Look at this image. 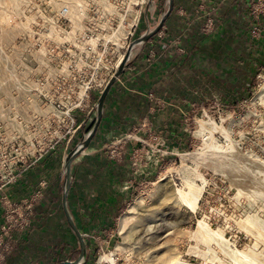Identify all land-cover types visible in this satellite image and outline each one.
<instances>
[{
  "label": "rangeland",
  "instance_id": "1",
  "mask_svg": "<svg viewBox=\"0 0 264 264\" xmlns=\"http://www.w3.org/2000/svg\"><path fill=\"white\" fill-rule=\"evenodd\" d=\"M147 5L153 29L166 0H0V203L5 217L16 208L4 189L16 183L20 170L43 158L51 143L61 142L56 136L65 130L55 116L75 102L67 91L76 92L86 81L77 75L83 60L101 54L102 59L122 58L146 29ZM245 9L243 57L227 59L213 76H206L195 60L197 94L190 110L181 113L185 142L178 149H161L157 173L128 203L133 210L125 224L119 218L128 205L110 229V239L86 241L84 264H112L103 260L108 255L115 264H264V0H250ZM136 18L137 29H131ZM110 36L120 37L122 44L103 48L100 43ZM228 94H239L236 106L225 103ZM200 118L205 129L198 134ZM186 182L201 192L194 210L172 199V191L184 189ZM144 190L151 196L140 204L136 199ZM199 223L206 224L202 232ZM73 252L60 262L75 260Z\"/></svg>",
  "mask_w": 264,
  "mask_h": 264
},
{
  "label": "crops",
  "instance_id": "2",
  "mask_svg": "<svg viewBox=\"0 0 264 264\" xmlns=\"http://www.w3.org/2000/svg\"><path fill=\"white\" fill-rule=\"evenodd\" d=\"M249 1L174 0L161 33L132 51L126 69L106 97L95 136L71 165L67 206L85 241L110 239L114 234L110 229L122 210L157 173L163 159L161 149H178L185 142L181 113L190 110L197 94L192 85L196 73L193 59L212 56L204 52L199 57L195 50L198 43L203 44L195 38L205 33V14L199 5L208 11L216 6L214 21L234 17L238 31V26L242 30L247 24ZM150 19L154 17L150 15ZM239 42L232 52L223 53L222 59H231L233 54L234 59H241L245 43ZM99 93L90 92L92 106ZM72 116L81 128L55 151L20 170L16 183L4 189L15 203L44 183L42 197L33 206L31 226L24 233L11 235L12 249L2 264H51L76 248L61 208L62 166L65 155L87 133L95 112L74 110ZM115 144H121L122 151L112 159L107 151ZM3 219L0 203V226Z\"/></svg>",
  "mask_w": 264,
  "mask_h": 264
},
{
  "label": "built area",
  "instance_id": "3",
  "mask_svg": "<svg viewBox=\"0 0 264 264\" xmlns=\"http://www.w3.org/2000/svg\"><path fill=\"white\" fill-rule=\"evenodd\" d=\"M199 8L201 11H204L205 14V21L203 24L202 31L205 33H209L213 30V26H214L213 18L211 17L212 16L211 11L215 9L213 8L207 11L206 9L202 8V5H199ZM137 21L138 19L136 18L130 27L131 29L136 28L138 24ZM161 30L158 34L161 33ZM117 39L118 41L120 40L119 42L121 43L122 39H120V37H117ZM109 40L110 41L106 40L104 41V43H100V45H102L103 48H105L104 47L105 44L106 45L109 44L112 47H118V41L114 40V37L110 36ZM177 51L182 52L180 48ZM98 56L100 57L96 59H89L88 63L86 62L88 59H85V62L83 60L82 67L77 75L81 77L83 75L86 81L80 85V87L77 89L76 92H74V90L69 89L66 94V96L69 97L74 95L77 97V99L75 97L74 104H71L70 106L65 107L64 109L62 108L59 111H57L55 118L58 121V123L62 124L65 130L64 133H61L58 136H56L57 140H61V142H66L68 137L73 135L81 128V126L73 118L72 112L74 110H80V111L94 110V107L92 106V99L90 96V92L94 90H98L99 92L101 91V89L105 86L109 78L114 73L117 65L121 60V58L102 59L101 58L102 54ZM79 63H80V59H78V64ZM59 117L61 118L60 120H58ZM58 145L59 144L56 142L51 143L47 148L46 152L51 153L55 151ZM121 151H122V145L115 144L108 147L107 152L110 158L115 159L119 157ZM40 157L42 158V155H40L39 158ZM15 177L16 176L14 175L13 177L14 181L16 180ZM43 186L44 183L41 182L39 184V188L27 194L18 203V205H15V203L12 204L16 209L10 210L11 216L5 217L4 215L3 222L0 226V264H2L8 252L12 249L11 235L14 233H18V234L24 233L27 230L28 226L30 225L29 224L30 215L34 203H36L42 197L41 188H43ZM6 204L8 203L6 202ZM14 215L16 216V218L14 217Z\"/></svg>",
  "mask_w": 264,
  "mask_h": 264
},
{
  "label": "water",
  "instance_id": "4",
  "mask_svg": "<svg viewBox=\"0 0 264 264\" xmlns=\"http://www.w3.org/2000/svg\"><path fill=\"white\" fill-rule=\"evenodd\" d=\"M166 10H163L160 15V19L157 23V25L150 29L149 24L147 22V12H148V5L145 7L143 12V17L146 21V29L143 32L142 35H140L138 38L134 39L129 43L127 46L119 64L117 65L114 73L109 78L103 89L101 90L97 102L94 106V112H95V118L92 123V126L88 130V132L85 134V136L71 149L64 157L63 159V184H62V193H61V208L63 211V215L65 218V221L67 223V226L71 233L73 234L74 238L76 239V242L78 244V256L75 260L72 261H62L56 264H84L86 257H87V251H86V243L82 236V234L78 231L77 227L75 226V223L72 219V216L69 212L68 206H67V196L70 190L71 182H72V174H71V165L73 161L81 155L85 149L88 148L90 142L92 141L93 137L96 134V131L99 127L102 115H103V109H104V103L106 100V97L111 89V87L118 81V79L123 74L124 70L127 67L129 58L132 54V51L136 47H142L144 44H146L149 40H151L154 36H156L160 30L163 28L165 21L170 16V14L173 11L174 8V0H166Z\"/></svg>",
  "mask_w": 264,
  "mask_h": 264
},
{
  "label": "trees",
  "instance_id": "5",
  "mask_svg": "<svg viewBox=\"0 0 264 264\" xmlns=\"http://www.w3.org/2000/svg\"><path fill=\"white\" fill-rule=\"evenodd\" d=\"M163 1L164 0H162V2ZM235 25H236V20H235L234 17L229 18L228 20H225V21L224 20H222V21L218 20L217 21L215 19L214 28H213V30L210 33H201L200 35H198L195 38V39H197L198 42H203V44L198 43V45L196 47L197 49H195V50H198V56L199 57L204 52H210V54H212V56L204 58V59H199V61H198V64H201L200 65L201 66L200 70L204 71L205 75L206 74L207 75L212 74V76H213L215 71L220 69L222 66H225V64L227 62V59H222V57L224 55L223 53H225L227 51H228V53L232 52L236 48L235 45L240 40H241L242 43H245V41H246L245 34H246L247 30H248L247 24L246 25L243 24L242 30L240 29V26H238V31L235 30V28H236ZM199 44H200V46H199ZM243 49L241 50V53L239 55L243 54V52H244ZM234 56H235V54H233L231 59H234ZM195 60L196 59H193L194 68L196 70ZM229 61H230V59H229ZM250 82L251 83H250L248 88L251 91V87L253 86V81L250 80ZM196 84L197 83H196V79H195L192 85H196ZM236 92H237V90L234 91V93H236ZM235 95L232 96L231 94H228V95L225 96V100H226L225 103L229 107H234V106H236L238 104V100H236L237 99L236 97H239V94L236 95V96ZM230 96H232V97H230ZM97 99H98V97H96L94 99V104H96ZM91 126H92V124L90 125V127ZM90 127H88L87 132L90 129ZM78 231L80 232L79 229H78ZM71 235L73 237L74 244L76 245V248L73 250L74 251L73 252L74 253L73 257L76 259L77 255L79 253L78 244H77L76 239L74 238L72 233H71ZM85 243H86V246H88L86 241H85ZM60 261L61 260H59V257H58V259H56L51 264H56V263H59Z\"/></svg>",
  "mask_w": 264,
  "mask_h": 264
},
{
  "label": "bare ground",
  "instance_id": "6",
  "mask_svg": "<svg viewBox=\"0 0 264 264\" xmlns=\"http://www.w3.org/2000/svg\"><path fill=\"white\" fill-rule=\"evenodd\" d=\"M197 127H198L197 133L198 134L203 133V131L205 129L204 120H202L201 118L198 119L197 120ZM213 130L215 131V129H213ZM230 149L233 150V148H230ZM200 194H201L200 190L195 188L194 185L191 182H186L184 189H175L174 191H172V199H173L174 203L178 207H188V208H191V209L194 210L195 209V204L197 203L198 197L200 196ZM150 196H151V193L146 192L144 190L142 192V194L137 197L136 200H137L138 203L141 204L144 201V197H150ZM132 210H133V206L130 203L128 205L127 209L122 213L121 217L119 218V220L121 222V225L125 224L126 215L130 214L132 212ZM198 229H199L200 232L204 231L206 229V224L205 223H199ZM103 260L111 262L112 264H115V263L112 262V259H111L110 255L105 256ZM175 263H173V264H175Z\"/></svg>",
  "mask_w": 264,
  "mask_h": 264
}]
</instances>
